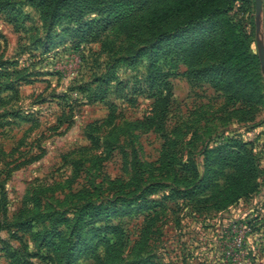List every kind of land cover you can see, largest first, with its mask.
<instances>
[{"label": "rangeland", "instance_id": "374dc122", "mask_svg": "<svg viewBox=\"0 0 264 264\" xmlns=\"http://www.w3.org/2000/svg\"><path fill=\"white\" fill-rule=\"evenodd\" d=\"M231 15L260 57L264 6L258 16L236 0ZM48 23L26 0H0V62L20 63L18 92L0 93V264H48L41 257L57 240L37 231L68 233L87 213L89 227L122 230L121 264H264V67L247 105L251 91L211 69L218 44L196 64L183 53L211 41L214 27L181 35L169 23L154 51L144 23L79 47L56 25L45 52ZM238 140L257 159V189L224 206L231 168L214 186L197 182L214 150ZM99 256L76 264H108L102 245Z\"/></svg>", "mask_w": 264, "mask_h": 264}, {"label": "trees", "instance_id": "16d2710c", "mask_svg": "<svg viewBox=\"0 0 264 264\" xmlns=\"http://www.w3.org/2000/svg\"><path fill=\"white\" fill-rule=\"evenodd\" d=\"M26 1L36 6L44 18L49 21L45 38L47 41L44 46L45 52L50 50V34L56 25H65L58 35L69 34L71 43L75 47H79L81 43L89 42L101 33L115 28H138L144 23L148 26L149 34H151L150 47L154 48V51L166 33L161 31V27L169 23L171 25L170 32L181 35L189 34L196 28L214 27L215 35L211 41L205 45H198L193 42L191 46L197 45V48L185 49L183 53L186 54L189 61L196 64L201 61V58L209 56L214 45L218 44L221 60L212 64L211 69L230 77L232 84L243 85L251 91L250 94L245 92L247 105L253 102L251 101L253 96L259 97L260 83L263 80L262 65L259 55L250 53V40L246 34L238 29L231 15L236 0ZM244 1L249 7L254 8L255 0ZM7 2L11 4V0H7ZM63 22L65 24H62ZM152 60L154 62V56ZM19 64L18 60L0 62V93L18 92L20 81L15 82L17 80L11 74H13L12 72L18 74L20 70L13 71L11 68L18 67ZM168 106L169 102L166 98L159 101L153 117L159 124H162L167 116ZM238 142V149H231L228 144L216 148L214 150L216 157L205 162L207 171L197 182L200 186H214L217 172L222 171L223 167L231 168V174L226 177L227 187L220 192L223 197L221 203L224 206L234 203L243 196L248 197L257 189V159L248 147L249 142L244 140H238ZM215 167H219V169L215 170ZM81 211L83 210L81 209ZM87 214L75 217L68 233L57 230L51 232L37 231L36 235L38 237L41 235L43 240L49 237L48 234L57 240V242L53 241L49 245L50 257L42 256L41 258H47L48 264H76L82 255L90 254L96 260L100 257L99 248L102 245L105 247L106 262L108 264H121L122 230L120 232L117 227H89L86 220ZM108 230L117 232L115 242L106 236ZM103 232L105 234L102 237ZM33 255L34 257L38 256V254Z\"/></svg>", "mask_w": 264, "mask_h": 264}, {"label": "water", "instance_id": "95a60500", "mask_svg": "<svg viewBox=\"0 0 264 264\" xmlns=\"http://www.w3.org/2000/svg\"><path fill=\"white\" fill-rule=\"evenodd\" d=\"M256 4V14L259 16L263 11L264 0H255ZM260 60L261 64L264 67V47H260Z\"/></svg>", "mask_w": 264, "mask_h": 264}, {"label": "built area", "instance_id": "2783aa9c", "mask_svg": "<svg viewBox=\"0 0 264 264\" xmlns=\"http://www.w3.org/2000/svg\"><path fill=\"white\" fill-rule=\"evenodd\" d=\"M244 229H248V226L246 224L244 225ZM238 245H240V243Z\"/></svg>", "mask_w": 264, "mask_h": 264}]
</instances>
